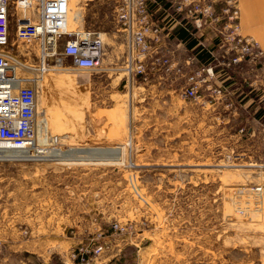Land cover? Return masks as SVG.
<instances>
[{
  "label": "rangeland",
  "instance_id": "obj_1",
  "mask_svg": "<svg viewBox=\"0 0 264 264\" xmlns=\"http://www.w3.org/2000/svg\"><path fill=\"white\" fill-rule=\"evenodd\" d=\"M239 9L258 57L226 67L224 48L204 43L216 77L188 99L182 77H129L124 43H106L112 0H70L68 29L100 32L102 62L71 68L62 41L66 68L39 75L48 149L42 159L17 149L0 159V264H264V0ZM14 24L15 13L11 35ZM165 44L160 53L185 58L183 44Z\"/></svg>",
  "mask_w": 264,
  "mask_h": 264
},
{
  "label": "built area",
  "instance_id": "obj_2",
  "mask_svg": "<svg viewBox=\"0 0 264 264\" xmlns=\"http://www.w3.org/2000/svg\"><path fill=\"white\" fill-rule=\"evenodd\" d=\"M164 1L172 7L168 18L182 25L191 36L200 38L198 33L204 34L202 26L205 23L212 26L214 42L224 48V66L258 57L257 42L242 34L238 0H223L218 7L214 0ZM115 2L117 22L126 38L124 70L129 77L137 78L142 84H158L163 79L173 81L182 77L181 96L198 98L201 85L216 77L213 51L198 39L194 47H184L185 58L181 61L169 48L160 53L158 44L163 36L169 35L172 27H164L154 20L161 10H150V4L156 0ZM69 10V0H0V146L22 149L23 159L45 157L46 152L42 157L36 156L42 154L39 152L43 147L37 136L35 86L39 75L43 77L48 68H66L56 53L58 43L63 41L62 55L71 58V68L94 71L102 62L104 41L101 33L68 31ZM13 12L15 24L11 35ZM31 43H36L37 49H30ZM202 50L209 52L212 58H201ZM50 62L53 66H49ZM214 91L221 92L220 88ZM1 158L4 159L2 154ZM101 250L98 246L95 252Z\"/></svg>",
  "mask_w": 264,
  "mask_h": 264
},
{
  "label": "crops",
  "instance_id": "obj_3",
  "mask_svg": "<svg viewBox=\"0 0 264 264\" xmlns=\"http://www.w3.org/2000/svg\"><path fill=\"white\" fill-rule=\"evenodd\" d=\"M113 3H114V16H115V19H114V28H113V31L112 32H108L106 31V39L108 41H106V43H124V47H123V50L121 51V54L124 52L125 54H127V48L125 47V43H126V38H125V35L124 33L121 31V29L119 28V25H118V22H117V16H116V2L115 0H112ZM238 5H239V0H238ZM157 9H161V10H158V13L155 14V17H154V20L156 22H158L159 24H162L164 27H172L170 30H169V35L166 37V36H163L161 38V42L160 43H164V45H166L165 43H181L184 45V47L188 48V46H186L185 43H190V41H193L194 40V43H196L199 40H203L204 43H215L214 42V39L212 37H209L208 35H204L203 33L199 32L198 35L200 36V38H197L196 37H193L189 34V32L182 26V25H179L177 22H174L173 20H170L168 17H169V12L171 13L172 12V7L170 5V3L164 1V0H156V2H153L150 4V10L151 11H154V10H157ZM241 25V24H240ZM178 32H183L184 34H188L189 35V38H187L186 40H183V39H180L178 38ZM102 35V34H101ZM210 48V47H209ZM170 50L172 52H176L175 50H173L172 48H170ZM176 55V54H175ZM111 59L112 57H109V58H106V72L114 69L112 67H110L111 65ZM126 60V55H125V59H124V62ZM100 69V67H99ZM98 69V70H99ZM97 71V70H96ZM58 127V126H57ZM67 132H62V133H59L60 135L58 136H61V134H65ZM61 138V137H59ZM114 243L113 244H110L111 246V249L115 250V248H117V246L119 247L117 250L118 251H121V245L122 243L119 242V240H114L113 241ZM109 248V246H108ZM107 248V249H108ZM110 257L108 256L106 258V254H105V258L103 259L104 261L108 260Z\"/></svg>",
  "mask_w": 264,
  "mask_h": 264
},
{
  "label": "bare ground",
  "instance_id": "obj_4",
  "mask_svg": "<svg viewBox=\"0 0 264 264\" xmlns=\"http://www.w3.org/2000/svg\"><path fill=\"white\" fill-rule=\"evenodd\" d=\"M69 5H70V0H69ZM70 11V10H69ZM68 19H69V14H68ZM68 19H67V22H68ZM71 28H69L68 29V26H67V30L68 31H71L70 30ZM73 30V29H72ZM41 86H39V88H40ZM40 90V89H39ZM40 93V92H39ZM40 97V96H39ZM40 100V99H39ZM36 101H37V98H36ZM39 102V101H38ZM46 102V101H45ZM46 104H48V103H46ZM48 108H50V107H48ZM47 108V109H48ZM41 110V109H40ZM40 113H41V111H39ZM39 112H38V110H37V113L39 114ZM43 112V116H44V118H45V113H44V111H42ZM40 115V114H39ZM43 118V117H42ZM48 118V117H47ZM40 119V118H39ZM39 119H38V129H39V131H38V141H41V130H43L42 128L44 127L42 124H41V122H39ZM40 143V142H39ZM13 149H17V150H19L21 153H20V156L22 157L23 156V153H22V149H18V148H15V147H12V146H0V154H2V155H6V154H8L9 152H11ZM46 152V150L43 148V149H41L40 150V152L39 153H42V154H40V155H36V156H43L44 155V153Z\"/></svg>",
  "mask_w": 264,
  "mask_h": 264
},
{
  "label": "trees",
  "instance_id": "obj_5",
  "mask_svg": "<svg viewBox=\"0 0 264 264\" xmlns=\"http://www.w3.org/2000/svg\"><path fill=\"white\" fill-rule=\"evenodd\" d=\"M178 35V38L180 39H183V40H186L187 38H189V35L187 34H184L183 32H178L177 33ZM186 46H188L189 48H192L194 47L197 43H194V40L193 41H190V43H185ZM200 53V52H199ZM199 56L201 58H203L204 60H210L212 57L211 55L209 54V52H207L206 50H202V52L199 54ZM263 115V112L262 111H259V113L256 114L257 118L261 119Z\"/></svg>",
  "mask_w": 264,
  "mask_h": 264
}]
</instances>
